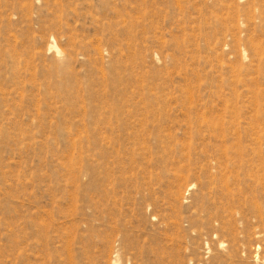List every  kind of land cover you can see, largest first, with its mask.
Returning a JSON list of instances; mask_svg holds the SVG:
<instances>
[{"label": "rangeland", "instance_id": "obj_1", "mask_svg": "<svg viewBox=\"0 0 264 264\" xmlns=\"http://www.w3.org/2000/svg\"><path fill=\"white\" fill-rule=\"evenodd\" d=\"M117 262L264 264V0H0V264Z\"/></svg>", "mask_w": 264, "mask_h": 264}, {"label": "bare ground", "instance_id": "obj_2", "mask_svg": "<svg viewBox=\"0 0 264 264\" xmlns=\"http://www.w3.org/2000/svg\"><path fill=\"white\" fill-rule=\"evenodd\" d=\"M225 171V170H224ZM251 175V174H250ZM228 186V185H227ZM116 264H118V262L116 263Z\"/></svg>", "mask_w": 264, "mask_h": 264}]
</instances>
